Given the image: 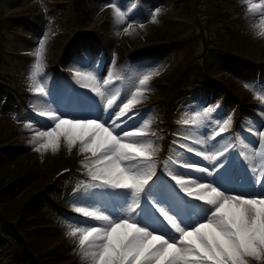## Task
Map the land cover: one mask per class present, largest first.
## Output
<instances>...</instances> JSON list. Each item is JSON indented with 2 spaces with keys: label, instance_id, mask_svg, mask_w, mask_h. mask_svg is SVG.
Here are the masks:
<instances>
[{
  "label": "rangeland",
  "instance_id": "1",
  "mask_svg": "<svg viewBox=\"0 0 264 264\" xmlns=\"http://www.w3.org/2000/svg\"><path fill=\"white\" fill-rule=\"evenodd\" d=\"M21 1L22 4L19 7L12 9L11 0H0V143L4 139L8 145L23 148L16 161L6 169L22 171V176L32 170L39 176V179L31 186L20 187L21 190L16 200L22 201V204L26 206L30 198L36 194H34L35 191L41 193L43 186L57 171V167L72 163L74 154L80 155L78 148H74L69 153L63 144L56 153L50 150L43 155L35 152L29 143L32 130L26 129L25 124L31 122L34 128L39 129L40 124L44 123V118L38 115L39 111L46 110L48 107L55 109L57 105L64 110L65 97L63 95L64 99L58 95L61 102L56 105L51 103L55 98L51 89L56 82L54 72L64 69L73 75V71L77 69L91 70L82 68L77 63L83 55L93 62L92 69H98L101 82L107 78L109 71L114 76L113 80H116L118 72L112 60L110 62L112 65L107 71L99 74L104 70L103 66L98 65L102 52L101 45L105 46L108 51L104 59L113 58L115 54H118L120 62L127 51L161 44L162 48L140 53L133 58L129 76L126 79L125 98H130L132 91L138 86L140 76L147 71H158L159 74L149 82L142 102L135 106L150 101L155 102L159 107L158 112L163 115L167 112L165 111L167 103L162 104L161 102H167L170 98L165 94V89L182 87L187 82L189 86L182 92L183 112L179 114L178 119L182 121L193 115L195 111H199L200 105H198L199 99L196 98V93L204 94L205 108L211 106L214 109L210 114V120L213 122L210 127L207 129L203 126L195 127L199 139H208L201 133L211 132L216 120L222 122L223 119L231 116L232 127L233 120L240 113L253 114L254 106L260 116L263 113L261 125L252 124V131L240 134L241 151L248 155V163L237 154L238 145L231 137L234 131L230 128V131L222 138L208 140L209 150H212V145L219 147L217 141L221 139L236 145V151L232 154L230 164L226 163L225 169H221L219 174L204 177L201 181L211 182L219 178L220 183L226 184L237 193L260 191L258 187L253 188L247 182L242 185L236 182L237 177L244 178L251 175L250 171H246L249 163L257 168L260 175L264 176V159L256 155L259 148L258 133L264 131V102L256 98L257 94H264V38L258 36L259 28L254 27L259 24L260 13L249 14L244 0H86L94 16L92 23L85 28H79L76 25L72 10L74 0ZM253 2L258 3L259 0H253ZM111 3H116L122 11L128 13L123 24L118 23L113 10L106 7ZM157 9H159L157 22L152 23V14ZM129 23L133 24V29L126 34L123 28ZM141 23L144 24L142 29L139 27ZM71 35H76L77 39L71 46H68L66 40ZM45 36L47 40L43 54L44 75L38 78L46 83L51 94L47 98H41L29 91L28 77L34 66L39 40ZM66 58L69 59L65 61ZM57 80H60V77L57 76ZM201 83H210L212 87H201ZM246 85L253 87H246ZM67 87L66 85L65 91ZM108 88L112 94L119 92L118 83L110 84ZM220 89L228 93L219 91ZM24 93L31 94L39 110L29 113L19 108L17 102L20 101L16 99L25 96ZM240 94L241 98L238 96ZM179 95L176 94L175 97L178 98ZM93 98L99 100L95 94ZM19 105L22 106L21 103ZM78 107L85 110L84 113H78L79 116L92 117L99 114L103 119H107V115L102 111L103 105L94 106L91 99L76 103L75 108ZM260 108H262V113H260ZM166 117L168 121L172 120V113L167 112ZM143 120L144 118L139 116L135 122L130 121L129 126L133 123L139 125ZM120 131L117 129V132ZM251 134L255 136L254 140L249 137ZM80 157L84 156L80 155ZM168 157L162 153L157 154L156 174L160 181L166 180L164 177L170 178L169 169L176 174L190 172L192 178L203 176L201 173H192L191 170L171 163L169 168L165 169L163 164ZM194 162L201 163L198 159ZM207 165L211 170L214 162L205 161V166ZM220 175L223 176L220 178ZM15 176V173L6 176L7 183ZM61 184L63 187V182ZM74 188L76 189L77 185ZM91 193L93 192H88L90 199L78 196L73 198L68 205L89 204L95 200ZM118 202L119 195L107 196L105 205L101 207L112 208ZM63 206L64 204L60 203L57 209H62ZM47 215L55 217L50 211H47ZM14 219L15 215L12 214V220ZM84 219L83 217L71 219L74 223L65 226L66 231H61L59 238L49 246L52 248L62 245L64 250L67 249L66 252L70 257L62 264H85L75 240L67 235L70 226H85L78 223ZM146 223L155 228L161 227L159 222L152 219H147ZM45 226L53 229L50 222ZM49 247L44 248L43 252L48 251ZM0 264H9L8 253L3 247H0Z\"/></svg>",
  "mask_w": 264,
  "mask_h": 264
},
{
  "label": "snow or ice",
  "instance_id": "2",
  "mask_svg": "<svg viewBox=\"0 0 264 264\" xmlns=\"http://www.w3.org/2000/svg\"><path fill=\"white\" fill-rule=\"evenodd\" d=\"M244 2L249 14L260 13L259 24L254 27L259 28L258 36L264 38V0ZM106 7L113 10L118 23L125 22L128 13L116 3ZM158 14L159 9L152 14V23L157 22ZM139 27L142 29L144 24ZM130 29H133L132 23L123 31L127 34ZM46 40V36L39 40L28 77L29 91L41 98L51 94L46 83L38 78L44 75ZM77 63L91 70H74L76 82L99 97L98 101L90 99L98 107L103 105L107 119L99 114L71 116L57 105L55 109L48 107L38 112L44 118L39 129L31 122L26 123L25 128L32 130L29 143L33 150L42 155L49 150L58 152L62 144L69 153L78 148V153L84 156L81 165L87 169L89 177L83 187L101 190L91 193L92 197L119 195L118 204L112 208L101 207L95 200L74 208L85 218L78 223L85 226H70L67 235L75 240L85 264H252L253 261L264 264V176L248 164L246 171L251 175L246 182L260 188L259 192L252 193L234 192L220 183L219 178L201 182L204 177L219 174L225 164L231 162L236 151L234 143L221 139L217 141L219 147L208 148L209 139L217 140L230 131L231 116L222 122L216 120L211 132L201 133L208 139L178 138L190 140V143H177L179 148L204 161L214 162V167L210 170L198 162L180 161L170 156L163 164L165 169L171 163L203 176L192 178L190 172L176 174L169 169L174 183H164L156 174L158 149L150 139L155 135L150 132V122L144 119L142 124L129 126L130 121L135 122L140 116L134 107L142 102L149 82L158 71H147L140 76L130 98H125L119 92H110L108 86L114 83L111 72L101 82L98 69H92V61L82 57ZM256 98L264 102V94H257ZM211 111H214L211 106L195 111L181 124L207 129L213 123ZM258 141L256 155L264 159V131L258 133ZM239 155L248 163L245 152ZM193 201L196 211H193ZM147 219L159 222L161 227H153L146 223Z\"/></svg>",
  "mask_w": 264,
  "mask_h": 264
},
{
  "label": "trees",
  "instance_id": "3",
  "mask_svg": "<svg viewBox=\"0 0 264 264\" xmlns=\"http://www.w3.org/2000/svg\"><path fill=\"white\" fill-rule=\"evenodd\" d=\"M82 2H76V18L80 25H88L91 16L81 5ZM18 155V149L0 147V229L4 230L10 246L1 239L0 245L8 249L11 264H61L70 256L62 245L49 247L59 238L61 231L45 226L49 222L53 224L43 212L46 201L40 195L30 198L26 206L16 200L20 187L31 186L39 179L32 170L22 176V171L6 169L11 167ZM13 173L16 176L7 183L6 176ZM12 214L15 215L14 220ZM46 247H49L48 251L43 252Z\"/></svg>",
  "mask_w": 264,
  "mask_h": 264
}]
</instances>
